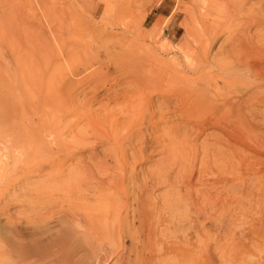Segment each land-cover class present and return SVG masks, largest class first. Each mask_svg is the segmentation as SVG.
<instances>
[{
    "label": "bare ground",
    "instance_id": "1",
    "mask_svg": "<svg viewBox=\"0 0 264 264\" xmlns=\"http://www.w3.org/2000/svg\"><path fill=\"white\" fill-rule=\"evenodd\" d=\"M26 3H24V9L28 7H25ZM258 4H260V0ZM11 5L12 4H10L9 7H13L15 4ZM40 5L44 4L41 3ZM40 5L38 4V6ZM239 6L241 8L244 7L243 3ZM260 7H262V5H260ZM19 8L17 11H19ZM60 10L62 11L63 9L61 8ZM0 11H2V9ZM25 11H21L24 16ZM46 11L47 10H45V13ZM8 12L9 8L7 17ZM63 12H65V10ZM234 16L237 17V15ZM17 18H19V16ZM252 18H255L253 14ZM67 19L71 21V18ZM262 19V23H260L264 24V17ZM0 22H2V20ZM254 22L256 21H253V23L251 21L250 24L253 25ZM17 23L19 24V22ZM53 23L55 24V22ZM5 24L7 26V22ZM240 24L243 25L244 21L240 22ZM240 24H238V26ZM247 24L248 22L245 23V26ZM2 25L4 28L5 26L3 23ZM21 27H23V25H21ZM24 27H26V24ZM123 27L128 28L127 24H123ZM49 28L51 29L50 24ZM53 28L55 27L53 26ZM237 28L238 27H236V29ZM25 33H27V30ZM261 33H256L259 34L257 35L256 42H254L253 35L251 37L249 36V45L240 47L238 50L240 57L239 60L237 58L238 68H241V70L246 73V76L249 74V79L246 78L244 84L238 77L232 78L231 76V78H224L213 73L210 74V71L200 73V76L195 79L185 77V73L188 75V73L191 74V72H200L201 69L199 67L207 63L208 59L205 60L200 56V59H198V54L195 53L194 50V52L192 51L194 57L191 58L190 54H188L186 58L183 57L184 62L182 64L181 61L180 63L170 61V63L167 64L160 61L157 55L149 53V61L143 62L137 60L138 56L141 57L144 55H142L144 51H138L137 47H133L134 45L125 47V49H127L126 53L130 55V58L129 55H127V58L123 60L119 58L121 55L116 54L118 56H116V59L112 63L119 77L122 76L119 85L126 86V91L129 92V97L132 98H127L125 103L112 108L105 105L100 108L92 109L84 102H81L84 99L80 101L77 98L78 96H76L75 93L78 90L73 92L70 87L71 89L67 88L65 91H61L62 93L59 95H50L46 98V101L50 100L51 107L48 113H46L47 115L44 114L43 118H40V116L43 114L44 110L35 108L34 114L32 115L30 113L31 115H27V117H29L25 120L23 112L22 115H20L21 112L19 113L17 108H15L16 103L14 105L12 100L13 96L10 91L2 90L3 87L0 84V121L4 122V124H10H7V126H9L6 130H1L0 128V144L4 145L6 147L5 149L11 150L12 156L15 155L13 154L15 152L17 158L14 156L13 159H15V161L19 160V162H15L12 159V162H14L12 166L13 169L8 175L2 172L1 168H7L9 164L3 163V159H0V185L5 184V188L4 190L1 189L2 192L0 194L5 191L9 192L11 188L13 190L12 182L14 181L13 178L16 172L19 171L18 165L25 168L24 175L27 173H29V175H37L45 169L44 180L40 181L41 183H39V185H35V189L32 188L33 191L31 189V196H27L26 199L22 198L23 200L21 203L23 204V209L16 214L17 216H8V224H0V262H2L0 264H6L7 262H9V264H98V261H95L97 249L94 243L101 239L109 240L120 237L119 231L121 232L123 228L122 226L120 228V223L127 228V225L122 224L124 216L121 218L122 210L127 209L130 204V202L128 204L127 198L131 193L129 194V187L124 184L126 182L125 179H129L130 177L131 191L133 189V193L135 194L133 201L131 200L133 202H131V204H133L132 212L144 223V221L149 218V215L150 218H152V215L156 211V208L154 209L153 207L152 209L150 207L148 212H145L147 208L145 211L143 209V206L147 205L146 207H149L153 203L155 204L159 199L157 197H152L154 196L153 190H156L155 186L159 187L164 185L165 187H163L165 189L167 187V189L169 188L171 191L178 189L180 185L177 187L176 184L179 183L180 180L177 176L180 177L179 173L183 171L184 174L189 172L187 181L181 183L187 190V195H179L180 191L177 192V194L170 192L168 195H163L161 199L164 206L171 210H177V205L185 201L184 203H186V207L189 208L190 214L189 216L183 217L192 222V234H188V236L190 238H195V240L202 235L207 237L208 240L209 238L212 239V244L204 240L206 245L205 243L204 245H199L197 247L199 251H195L196 248L193 249V255H189L193 259L191 260V264H203L204 261H201L203 257L206 263L209 261L211 264H234L233 259L235 256L239 257L237 260H240L239 263H241L245 258H252L253 253L256 252L255 249H264V161L256 159L257 156L264 153V123H259L257 121V118L260 115L262 116L261 113L263 111L259 113L257 108L264 102V89H259L260 84L262 82L264 83V63L262 64L261 62L264 60V33ZM241 35L244 34L242 33ZM247 35L248 33L246 36ZM197 37L201 38L199 36ZM26 38L28 39V37ZM23 39L25 40V38ZM246 39L248 38L246 37ZM27 41L25 43H27ZM8 42L11 41L8 40ZM12 45H14V43L8 44L7 47L10 51L12 49V53L14 54V50L11 47ZM5 47L6 45L4 48ZM14 49L16 52L17 49L15 47ZM112 57L114 56L112 55ZM224 57H221L224 62H218L219 64L224 63V65H227ZM246 57L251 59L259 58V60L246 62ZM242 58H244V60H242ZM213 62L215 64V60ZM101 65L103 67V64ZM98 67L99 68L94 72L95 75L92 76L94 78L91 77L89 80L93 87L105 86L106 79L101 73L100 64ZM217 69L221 71V73L224 72L223 68ZM224 74L225 73H223V75ZM250 78L253 80L252 82L249 81ZM220 82H223L222 87H219ZM240 82L242 83L239 84ZM83 83H86V77L81 79L80 84ZM154 95L162 98L166 97L168 99L173 98L178 102L177 108L166 107V109H164L162 105H157L153 100H146L148 97ZM213 98H216V100L214 101ZM99 111L105 113L101 115ZM139 113L143 114L135 120L131 119V123L124 124V122L119 121L120 118L126 116L127 118H132ZM68 116H75L74 119L81 118L85 120L86 123H83L81 129L73 132L71 130L74 125L73 122L70 120L66 122ZM155 118H158V120H155ZM102 121H109L111 123L110 128L99 129L100 124L98 125V122ZM138 121H140L139 125H132V123L136 124ZM2 122L1 124L3 125ZM168 123H173V127L183 128L182 133H185V135L180 134L181 137H174L175 135L168 130L169 132H165L164 135L167 139L163 138V140H160V137H155L153 133H149L148 131V128L156 129L161 125L166 126ZM203 126L209 129L218 128L224 136L228 138L227 140L225 137L211 136V139L215 143H224V146L226 145V152L223 151L224 149L221 150L222 147L219 149L213 145L209 146L202 144L201 150L199 149L200 147L197 148L195 146V141L193 142V138L189 136V131H197V129H201ZM163 130L161 132H163ZM202 133L203 131H201V134ZM193 136H195V134ZM209 138L210 136L207 134V139ZM27 139L30 140V144L25 147V145H27V143H25ZM229 140H232L234 145L229 144ZM153 141H156V143H158L157 141L164 142L163 144L161 143L162 146L160 147L162 148V152H160L163 156H161L160 153L161 158H157L156 165L154 164L156 166L155 170H149L150 174L145 172L146 175L149 174L147 175L148 177L145 176L146 178H142L141 175L142 181L138 184L140 178H136L135 165L146 162L151 155L153 156L154 152L152 150L148 152L147 150L150 148ZM102 143L107 144L104 146H107L105 148L106 150L107 148L109 149L108 152L112 150V153H110L112 155L107 153L105 157H100L98 152V155L94 152L96 151L95 148ZM2 148L3 146L1 147L0 145V149L4 152L5 149ZM13 148L16 149V151H14ZM88 148L94 151L90 156L87 155V161H84V156L80 158L77 157L83 150ZM158 150L159 149H157V151ZM5 152L7 154L6 150ZM5 152L4 155H6ZM201 156L202 159L200 158ZM4 157L6 161L7 156ZM178 159L180 161L184 160L185 162H183L185 164L182 162L180 164ZM74 160L77 161L68 165L69 161ZM199 161L203 162L200 163V166L198 165ZM46 165L54 171L47 172ZM113 165L117 167V170H120V173L109 170V167L111 169ZM197 165L201 168H198ZM65 167L66 169H64ZM66 170L67 174L64 175ZM43 172L41 173L43 174ZM41 177L42 176H40V178ZM50 187L56 190V194L51 198L47 197V200H43L44 197H42V193L44 192H42L41 189L45 190ZM226 187L227 189H225ZM111 189L113 190L112 192ZM257 194L261 198L259 199L258 197L255 201ZM119 195L127 197L126 202H122L123 196L121 200ZM174 195L177 197L175 198ZM177 198L181 201H177ZM242 202L248 204L249 207L256 205L255 209H257L259 218L256 221L253 220L252 225L247 227L248 230L246 229L247 236L245 240L247 243L239 241V238L235 239L234 237H231V242H228L229 240H225V238L222 239V237L225 235L229 236L231 233H233L232 236H236L242 230L239 231L234 229L237 220L234 216L230 215L232 213L228 211L231 207L234 208V210L237 209ZM226 208L229 209L227 210ZM216 209L217 211L220 210L221 213L222 209L225 211L227 210L228 215H225L226 212L223 211L225 212L223 213L225 216L223 219H220L218 212L216 213L217 215H215L217 218L214 217L213 219L210 215V210H215L216 212ZM231 211L233 212V210ZM200 217L204 220L199 221ZM112 218L115 219L114 221H117V229L113 224H110ZM24 221L26 224H23ZM128 222V225H130V221ZM228 224L230 226L233 225L234 230L228 231L227 233L225 229V235L221 233L223 236L219 237V233L217 234L218 226L220 229L223 228L224 230V227L226 225L228 226ZM213 225H217L215 226V230L213 229ZM227 229H229V227H227ZM115 230L118 231V236ZM124 234H126V231ZM138 234L137 237L139 236ZM250 236L253 237V240H251ZM198 240L200 241V239ZM232 242H237L238 245L241 244V249L239 248L240 252L238 251L239 254H234V252L231 253L229 251L228 248L232 247ZM233 247L235 246L233 245ZM231 249L234 248H230V250ZM237 250L235 249V251ZM166 251H170V249ZM256 254L259 256V253ZM1 259H3V261ZM242 264H245V261ZM247 264L253 263L247 261Z\"/></svg>",
    "mask_w": 264,
    "mask_h": 264
},
{
    "label": "rangeland",
    "instance_id": "2",
    "mask_svg": "<svg viewBox=\"0 0 264 264\" xmlns=\"http://www.w3.org/2000/svg\"><path fill=\"white\" fill-rule=\"evenodd\" d=\"M2 1L0 0V10L2 9L3 11V12L0 11L1 13H3V14L0 13V21L2 20V22H0V41H1L0 46L2 44V46L0 47V84L3 87L2 90L10 91V93L13 96L12 100L14 102V105L16 103L15 108H17L19 113L21 112L20 115H22V112H23V116L25 120H27V118L29 117V116L27 117V115H29L30 113L32 115L34 114L35 108H40L44 110L43 114H41L40 116V118H43L44 114L47 115L46 113H48L51 107L50 100L46 101V98L50 95L51 96L52 95L56 96L57 94L59 95L62 93L61 91H65V89L70 88V87L72 88L73 92H76L78 90L76 92L77 94L75 93V95L78 96L77 98L80 101L84 99L81 102H84L88 107H91L92 109L100 108L101 106H105V105H107L108 107L110 106L109 108H112L117 105L125 103V100L127 98L131 99L132 97H129L130 96L129 92L126 91V88H125L126 86L119 85L120 84L119 82L121 81L122 76L119 77V75L117 74V70L112 65L113 61L116 59V56L118 55H121V57L119 56V58L123 60L124 58L125 59L127 58V55L129 54L126 53L127 49H125V47H128V45L129 46L134 45L133 47H137L138 51H141V50L144 51L142 52V55L143 54L144 55L141 57L138 56V59H137L143 62L149 61V58H148L149 54H155L157 55L159 60L163 61L164 63L168 64L170 63V61L175 62V63L176 62L180 63L181 61V64H182L184 62L183 57L186 58V56L190 54L192 58L194 57L193 52L195 51V53L198 54V57H197L198 59H200V57L205 60L208 59L206 63L207 65L205 64L203 66H200L199 68L201 70L198 73L191 72V74L188 73V75L187 73H185L184 74L185 77L189 79H195L200 76V73L210 71V74L213 73V74H216L224 78H231V76L232 78L238 77L239 80H241L244 84L245 79L246 78L249 79V74H247L246 76V73H244L241 70V68H238L239 66L237 65L238 63L237 58L238 60L240 58L238 50L240 47L249 45V39L252 35L254 38V42H256L257 35H259L256 33L257 32L264 33L263 31L264 24H261L263 20L262 18L264 17V0H260V4H258L259 0H249V1L248 0H242V1L241 0H26V1L25 0H17V1L15 0L16 2L14 0H4L3 1L4 4L2 3ZM29 1L32 4H30ZM241 2L244 5V7L242 8L239 6L242 4ZM24 3L27 4V5L25 4V7L28 6L25 9H24ZM41 3L44 5H40ZM10 4L12 5L15 4V5H13V7H9ZM19 4H20V8H19ZM38 4L40 6H38ZM260 5H262V7H260ZM8 8H9V12H8V17H7ZM18 8L20 12L17 11ZM61 8L63 9L62 11L60 10ZM22 10L24 11L26 10L25 16L22 15V12H21ZM45 10H47L46 13H45ZM64 10L65 12H63ZM68 10L70 11L71 16L69 15ZM64 13L65 14L67 13L66 14L67 17L65 16ZM30 14L32 15V17ZM252 14H253V17L255 16L256 19L252 18ZM234 15H237V17ZM18 16L20 19L17 18ZM67 18H71V21L68 20ZM79 19L81 22L79 21ZM239 20L240 22L244 21V24L241 25L242 23L240 24ZM16 21L19 22V24ZM251 21L252 23L253 21H256V22H254V24L252 25L250 24ZM6 22H7V26L9 27V29L5 24ZM53 22H55V24ZM246 22H248L249 25L247 24L245 26ZM2 23L4 24L5 29L3 28ZM45 23L48 24V28H47V24ZM25 24H26V27H24ZM49 24H50L51 29L49 28ZM123 24H127L128 28H124ZM238 24H240L241 27L240 25L238 26ZM21 25H23L25 29L21 27ZM53 26L55 28H53ZM130 27L133 29H131ZM236 27L238 28L236 29ZM199 29L201 30V32ZM230 29L231 30L234 29L233 30L234 34H233V31H231ZM26 30H27V33H25ZM130 30H131V33H130ZM229 30L231 31V33ZM240 33L241 34L243 33L245 37L244 35H241ZM247 33L248 35L246 36ZM197 36L201 38H198ZM228 36H229V39H228ZM233 36L235 39L233 38ZM26 37H28V39ZM246 37L248 39H246ZM23 38H25L26 41L29 40L27 41L28 44L25 43L26 41ZM8 40H10L11 42H8ZM235 41H237L238 44ZM60 42L63 43V46H62V43ZM11 43L12 44L14 43V45L11 46L14 50V54L12 53L13 52L12 49L10 51L8 50V47H7L8 44H11ZM5 45L7 48L6 47L4 48ZM26 46H29V47H26ZM14 47L17 49L16 52H15ZM184 53H187V54H184ZM112 55L114 57H112ZM221 57L222 58L224 57V59L226 60L225 63L227 65H224V63L223 64L218 63V62L221 63V61L224 62V60H222ZM129 58H130V55H129ZM212 59L213 61L215 60V64L212 61ZM245 59H246L245 60L246 62L259 60V58L251 59L247 57ZM242 60H244V58H242ZM212 62H213V65H212ZM261 62L263 64L264 60H262ZM99 64L101 68V73L104 75V78L106 79L105 86L93 87L89 80L91 79L93 75H95L94 72L99 68L98 67ZM101 64H103V67ZM217 68L219 69L223 68L224 72L221 73V71H219ZM223 73L225 74L223 75ZM87 75L88 76L91 75V76L88 77ZM84 77H86V83L80 84L81 79ZM249 81L252 82L253 80L250 78ZM242 82H240L239 84H241ZM222 84L223 82H220L219 87H222ZM259 89L260 90L264 89L263 82L260 84ZM213 99L214 101L216 100V98H213ZM146 100L147 101L153 100L157 105H162L164 109H166V107H170V108L176 107L177 108L178 106L177 104L178 102L174 100L173 98L168 99L166 97L162 98V97H158L154 95L152 97H148V99ZM257 109L259 113L263 110L261 113L262 116L260 115L257 118V121L259 123L260 122L264 123L263 122L264 121V102L261 103V105H259ZM99 112L101 113V115L105 113L101 111ZM141 114L143 113L134 115L132 118H127L126 116V117L120 118L119 121L124 122V124L131 123L130 122L131 119L135 120ZM74 117L75 116H68L66 119V122L69 120L72 121L74 125L71 130L73 132H76L79 129H81V127L83 126V123H86V121L81 118L74 119ZM155 120H158V118H155ZM1 122L2 121H0L1 130L8 129L7 127L10 124L6 122H5L6 124H4V122H2L3 123L2 125ZM7 124L9 125L7 126ZM110 124L111 123L109 121L108 122L106 121L98 122L99 129H108L110 128ZM139 124H140V121H138L136 124L132 123V125H139ZM163 127H164V130H163ZM199 129H197V131L196 130H191V132L189 131V136L193 138L192 140L193 142L195 141L194 144L197 148L200 147L199 149L201 150V147L206 144L209 146L210 145L216 146L219 149H221L220 147H222L221 150L224 149L223 151L226 152L227 148H226V145L224 146V143L222 144L215 143L211 139L212 135H215L218 137L220 136L223 138L225 137L224 134L218 128L209 129L203 126V128H201L200 130ZM162 130L163 132H161ZM168 130L172 132L173 135H175L174 137H177V136L181 137L180 134L185 135V133H182L183 128L173 127V123H168L166 126L161 125L157 127L156 129L148 128L149 133H153L155 137H160V140H163V138H166L164 135H165V132L166 133L169 132ZM201 131H203L202 134H201ZM194 134L195 136H193ZM207 134L210 136L209 139H207ZM225 139L228 140L227 137H225ZM157 142L158 143H156V141L155 142L153 141L151 143L150 148L147 149L148 152H150L151 150L154 152L153 156L151 155L150 158L146 162L135 165L136 174H137L136 178L138 179L140 178L139 180L137 179L139 181L138 184L142 181L141 179L143 177L145 176L148 177L147 175L150 174L149 170L150 171L155 170L157 158H161V156H163V154L161 153L162 148L160 147L162 146L164 142L163 141L161 142L157 141ZM207 142L210 144H208ZM25 143H27L25 147L29 146L30 140L27 139ZM229 144L234 145L232 140H229ZM0 145L1 147L3 146L2 149L6 148L2 144ZM104 145H107V144L105 143L99 144L98 147L95 148L96 151L93 150L97 155L99 153L100 157H105L107 153L108 154L112 153V150L111 152H108L109 149L107 148L106 150L105 147L107 146H104ZM157 149L159 150L157 151ZM5 150L7 151V154ZM5 150L4 152L6 155H4V152H2L1 150L0 159H3L2 160L3 163L4 162L8 163L9 166L7 168L5 167L1 168V171L9 175V173H11L13 169L12 166L14 162H12V159L14 156L17 158L16 156L17 154L14 152L13 154L15 155L12 156L11 150H8V149H5ZM13 150L16 151V149L14 148ZM93 151L92 149H89V148L85 149L79 155H77V157L80 158L81 156H84L85 157L84 161H87V157L90 156V154L93 153ZM160 153H161V156H160ZM4 156H7L6 161H5ZM200 158L202 159V156ZM256 159L264 161V153H261L259 156L256 157ZM13 160L15 161V159ZM16 161L19 162V160H16ZM76 161L75 160L69 161L68 165L71 163L73 164ZM183 161L184 160L180 161L178 159V162L180 164L181 162L182 163L185 162ZM200 163H203V162L199 161L198 163L199 166L201 165ZM198 165L197 167L201 168ZM18 167H19L18 168L19 171L16 172L15 177L13 178L14 181L12 182L14 184V185L12 184L13 190L11 188L9 192L5 191L2 194H0V198H1L0 199V224L2 225L8 224V219H7L8 216L10 215L17 216L16 214H18V212H20L23 209V204L21 203V201L23 199H26L27 196L29 195L31 196L32 195L30 192L31 189L32 188L35 189V185H39V183H41L40 181L44 180V176H45L44 170L45 169L43 170L44 172L41 171L43 172V174L41 172L38 173L37 175L36 174L29 175V173H27L25 174L27 176H25L24 175L25 168L23 166L21 167L20 165H18ZM45 167H47L46 168L47 172L54 171L50 169V167L47 165ZM64 169H66V167ZM109 170L111 171L113 170L112 172H115V173L116 172L120 173V170L119 169L117 170V167L114 165H113V168L111 169L109 167ZM145 172L149 174L146 175ZM65 174H67V170L64 172V175ZM39 175L42 177L40 178ZM141 175H142V178H141ZM179 175L180 177L177 176V178L180 180V182L176 184L177 187L180 185L178 189L171 191V189L168 188L170 190L169 191L167 187H166L167 190L164 188L165 187L164 185H161L159 187L155 186L156 190H153L154 196L152 197L153 198L157 197L159 199L155 202V204L153 203L154 205L152 204L153 206L151 205L149 207H146L147 206L146 205V206H143V209L145 211V209L147 208L145 212H148V210H150L149 208L151 207L152 209L153 207L154 209L156 208L155 209L156 211L152 215V218H150V215L147 213L149 215V218L145 220L144 223H142V220H139L137 215L133 214L132 212L133 204H131V202L133 201V197L135 196V194L133 193V189L131 191V186H130L131 180H129L130 177L128 176L129 179H125L126 182L124 181L125 182L124 184L125 186L129 187L128 192L129 194L130 193L131 194L128 195V198L122 195L123 200H122V196L120 195L119 196L122 202H126V198H127L128 204L130 202L129 207H128L129 209L128 208L124 209L122 210L123 212H121L122 213L121 218H123L124 216L123 220L126 222L125 223L122 220L123 221L122 224L127 225V228L126 226L124 227L120 223V228L121 226L123 227L122 230L120 229L121 232L119 231L120 237L118 238L116 237V238L109 239V240L101 239L94 243L97 249V257L95 261H98V264H191V260H193L191 256L194 253L193 251L194 248H196L195 251H199L197 248L199 245H204L205 242L209 244L213 243L211 241L212 239L209 238L208 240V238L203 235L199 238L196 237L197 238L196 240L195 238H190L188 236V234H192V231H191L192 222H190V220H187L185 217H183V216H189L190 214L189 208L186 207L185 205L186 203H184L185 201L177 205L178 206L177 210L175 209L171 210L170 208H166L164 206L162 199H161L163 195H168L170 192H172L173 194H177V192L179 191H180L179 195H187V192H186L187 190L184 188V186L181 183L187 181L189 177V172L187 174L186 173L184 174V171H183L182 173H179ZM127 182L129 183V185ZM4 188H5V184L3 185L1 184L0 193L2 192L1 189L4 190ZM225 189H227V187ZM41 191L44 192L42 193V197H44V199L41 198L43 200H47L48 198H51L54 194H56V190L51 187L45 190L41 189ZM112 191L113 190L111 189V192ZM176 197L177 196H175V198ZM258 197L259 199L261 198L257 194L255 201L257 200ZM178 199L179 198H177V201H181L180 199L179 200ZM96 200L99 201L98 199ZM248 207H249L248 204L242 202L239 204L237 209L234 210V208L231 207L230 210L228 211L229 213H232L230 215L234 216V218L237 220L236 225H234V229H237L239 231L242 229L240 233L236 236H232L233 233H231V235L229 234L230 236L229 238V236L225 235L224 232L227 230V233H228V231L230 232L234 229H233V225L230 226L228 224V226L226 225L224 227V230L223 228L220 229L219 226L218 228L216 227L217 234L219 233V237H222L223 235H225L222 237V239L225 238V240H229L228 242H231V237H234L235 239L239 238V241H243L247 243L245 240L247 236L246 231L248 230L247 227L252 225L253 220L256 221L259 218L257 214V209H255L256 205H253L252 207H249V208ZM212 210H210L211 214L209 211V214L213 217V219L214 217L217 218V216L215 215H217L216 213L218 212H219L218 216L220 215L219 216L220 219H223L225 215H228L227 210L225 211L222 209L221 210L222 213L220 212V210L217 211V209H216V212L215 210L214 211ZM231 210L235 212L233 213ZM223 211H225L226 213ZM223 213H225V215ZM221 214H222V217H221ZM114 220L115 219L112 218L111 223L110 222L109 223L113 224V226H115V228L117 229L118 224L116 223L117 221H114ZM203 220L204 219H202V217L199 218V221H203ZM128 221H130V225H128L129 224ZM23 224H26L25 221L23 222ZM215 226L213 225L214 230H215ZM227 227H229V229H227ZM125 231L128 237L126 236V234H124ZM115 232L117 235L118 231L115 230ZM137 234L139 235L138 237H137ZM250 238L251 240H253L252 236H250ZM198 239H200V241L202 242H200ZM197 242L200 244H198ZM237 242L236 243L232 242V245H231L232 247H230V248H234V249H231L232 251L230 250V248H228L231 253L234 252V254L235 253L239 254L240 249H241V246H240L241 244L239 243L240 245H238ZM228 244H231V243H228ZM233 245L235 247H233ZM168 249H170V251H166ZM235 249L236 250L238 249V250L235 251ZM255 251L256 252L253 253L254 257L252 256V258H248V259L245 258V260H243V262L245 261V264H247V261L252 262L253 264H259V263L264 264V249H261V250L255 249ZM256 253H259L260 257ZM237 258L239 259V257H236V256L234 257L233 259L234 264H242L243 262L239 263L240 260H237ZM1 260L3 261V259ZM201 261H204L203 264L210 263L209 261H207L206 263V260L204 257L202 258ZM6 264H9V262H7ZM213 264H220V263H213Z\"/></svg>",
    "mask_w": 264,
    "mask_h": 264
}]
</instances>
